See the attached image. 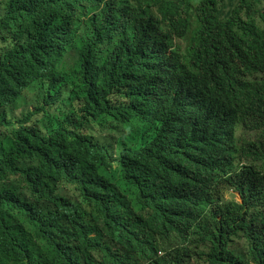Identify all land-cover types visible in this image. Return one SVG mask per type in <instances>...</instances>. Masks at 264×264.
Instances as JSON below:
<instances>
[{
	"label": "trees",
	"instance_id": "obj_1",
	"mask_svg": "<svg viewBox=\"0 0 264 264\" xmlns=\"http://www.w3.org/2000/svg\"><path fill=\"white\" fill-rule=\"evenodd\" d=\"M263 72L264 0H0V264H180L169 231L210 201L205 262H238L226 225L247 204L264 264ZM235 116L254 140L231 143ZM122 125L143 140L108 145ZM249 154L260 168L239 167ZM228 186L242 203L223 208Z\"/></svg>",
	"mask_w": 264,
	"mask_h": 264
},
{
	"label": "clouds",
	"instance_id": "obj_2",
	"mask_svg": "<svg viewBox=\"0 0 264 264\" xmlns=\"http://www.w3.org/2000/svg\"><path fill=\"white\" fill-rule=\"evenodd\" d=\"M172 42L173 46L171 47V49L179 46L182 50H185L188 47L186 41L179 37H174ZM59 108L65 109V103L58 101L56 105L50 107V110L54 111ZM27 109H32V105L28 104ZM54 113L58 112L55 111ZM43 115L44 114H42L41 112H36L33 115V119L42 118ZM122 127H119V129L117 130L109 126L107 129L102 130V132H100V135L103 134V140L106 141L108 145L113 146L117 149L120 147L121 143H129L128 137H130L131 135L135 136V141L143 140L140 139L141 137L136 131V127L132 131H129L124 125H122ZM147 138H150V135H148ZM230 140L232 144L236 142L240 144L244 143L247 140H254L253 138H249L246 127L244 126L243 121L239 116H235L232 121ZM260 142L264 143V139H262ZM238 165L239 167L256 166L260 168V162L256 161L254 155L252 154L241 156L238 161ZM116 168L117 161L114 160L112 161V168L104 172L108 179L114 183L118 181L117 178L119 177ZM15 174L21 177L19 173ZM186 175V171L182 167H178L177 172L173 173L171 177V179H174L172 182L182 180L186 177ZM6 179L9 180V176H7ZM26 187L30 195L27 196L22 192L25 197L34 200L42 206H45L49 203L45 195L34 194L33 197L27 185ZM226 192H231L237 195L238 199H235L234 195H232L230 199H227L225 197ZM114 197L117 203L121 206L122 197L118 191L115 192ZM231 201L238 204L242 203L239 192L235 188L228 186L223 189L221 195L219 196V204L224 208L225 204ZM248 210L249 207L247 204H245L241 212L232 220H230L226 225V229L228 231V239H233L231 249H233L234 254L239 257V260L238 262H236L235 260H233V257H230L226 259L225 264H256L255 261L257 260L255 259L253 253L251 257L249 256L247 251L248 244H251V240L244 232V230L238 226L243 213ZM219 217L220 216H217L216 218L219 219ZM133 225L135 228L136 224ZM220 227L221 226L216 224L212 219V206L210 201L204 204L199 212L193 213L190 222L180 224L179 227L173 228L171 231H169L168 243L171 244V247L168 248L167 252H169L171 256L174 257L180 264H207L204 260V254L208 253L211 248L208 236L217 231ZM158 255H162L161 250L158 251ZM224 257L225 256H223V258Z\"/></svg>",
	"mask_w": 264,
	"mask_h": 264
},
{
	"label": "rangeland",
	"instance_id": "obj_3",
	"mask_svg": "<svg viewBox=\"0 0 264 264\" xmlns=\"http://www.w3.org/2000/svg\"><path fill=\"white\" fill-rule=\"evenodd\" d=\"M261 76H264V74H262ZM28 103H30V102H28ZM13 110H14L15 115H19L21 112L28 111L27 106L26 105H20L19 102L16 103V105L14 106V109ZM6 183L8 185H13L18 190H20L21 192H23L25 195H27V196L30 195L29 194V191H28V189H27V187H26V185H25V183L23 181V179L19 175H17V174L10 175L9 176V180H7ZM232 195L235 196V199H238L237 195H235V194H233L231 192H226L225 197L227 199H230L232 197Z\"/></svg>",
	"mask_w": 264,
	"mask_h": 264
}]
</instances>
